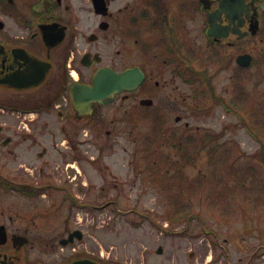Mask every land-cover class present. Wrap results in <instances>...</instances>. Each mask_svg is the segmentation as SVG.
Instances as JSON below:
<instances>
[{"label":"flooded vegetation","instance_id":"af4514ba","mask_svg":"<svg viewBox=\"0 0 264 264\" xmlns=\"http://www.w3.org/2000/svg\"><path fill=\"white\" fill-rule=\"evenodd\" d=\"M261 75L264 0H0V264H145L76 213L116 203L77 200L82 168L134 117L189 130L214 101L246 124Z\"/></svg>","mask_w":264,"mask_h":264},{"label":"rangeland","instance_id":"374dc122","mask_svg":"<svg viewBox=\"0 0 264 264\" xmlns=\"http://www.w3.org/2000/svg\"><path fill=\"white\" fill-rule=\"evenodd\" d=\"M262 76L249 86L254 107L246 124L242 109L237 116L214 101L202 114L192 111L189 130L154 129L134 117L119 144L102 147L101 171L82 168L90 185L77 200L116 203L76 213L98 226L113 255L145 264H211L228 253L232 263L245 264L253 252L252 264H264ZM15 121L0 115V123ZM184 204L193 216L172 222L170 212Z\"/></svg>","mask_w":264,"mask_h":264},{"label":"trees","instance_id":"16d2710c","mask_svg":"<svg viewBox=\"0 0 264 264\" xmlns=\"http://www.w3.org/2000/svg\"><path fill=\"white\" fill-rule=\"evenodd\" d=\"M213 138V136H207V138ZM174 214L172 215L170 212L169 218L172 222H177V221H181L187 218H191L192 215V208L190 207V205L184 204L181 207L177 208V210H175L173 212Z\"/></svg>","mask_w":264,"mask_h":264},{"label":"water","instance_id":"95a60500","mask_svg":"<svg viewBox=\"0 0 264 264\" xmlns=\"http://www.w3.org/2000/svg\"><path fill=\"white\" fill-rule=\"evenodd\" d=\"M110 93H111V91L108 90L106 94H110ZM159 253H162V248L159 249Z\"/></svg>","mask_w":264,"mask_h":264}]
</instances>
